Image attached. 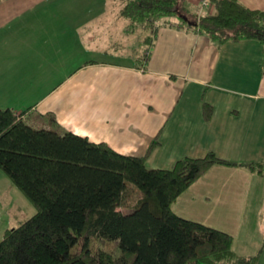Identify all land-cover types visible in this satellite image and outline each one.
Here are the masks:
<instances>
[{
  "label": "crops",
  "instance_id": "obj_1",
  "mask_svg": "<svg viewBox=\"0 0 264 264\" xmlns=\"http://www.w3.org/2000/svg\"><path fill=\"white\" fill-rule=\"evenodd\" d=\"M241 1L264 9V0ZM116 13L113 0L0 1V106L29 108L27 122L36 111L46 127L52 118L125 153H144L158 135L152 167L210 150L264 163L261 43H219L167 24L139 66L125 41L126 20ZM173 209L230 232L237 252H256L264 241V170L215 163Z\"/></svg>",
  "mask_w": 264,
  "mask_h": 264
},
{
  "label": "trees",
  "instance_id": "obj_2",
  "mask_svg": "<svg viewBox=\"0 0 264 264\" xmlns=\"http://www.w3.org/2000/svg\"><path fill=\"white\" fill-rule=\"evenodd\" d=\"M209 1L199 11L191 0H113L127 31L145 33L132 46L135 63L147 64L167 24L219 43L257 39L264 52V9L241 0ZM28 109L0 106V168L37 207L5 229L0 264H258L261 250L237 252L230 232L178 214L173 203L215 163L262 173V160L235 161L210 150L152 167L147 160L158 135L144 153H125L70 129L36 127L23 117ZM212 109L205 102L206 116ZM95 237L116 239L120 252L92 251L88 243ZM79 240L82 248L72 253Z\"/></svg>",
  "mask_w": 264,
  "mask_h": 264
},
{
  "label": "rangeland",
  "instance_id": "obj_3",
  "mask_svg": "<svg viewBox=\"0 0 264 264\" xmlns=\"http://www.w3.org/2000/svg\"><path fill=\"white\" fill-rule=\"evenodd\" d=\"M192 4L194 5L193 1ZM122 20L124 21L126 19L122 18ZM144 34L145 33H140L139 31H132L130 33H127V38L124 39L127 44H131V47L128 48L133 50L132 46L134 47V43L140 41V39L143 38ZM119 36L120 34H117V37ZM39 117L40 114L34 111L31 115H29L28 120L30 119V122L32 118V122L36 127L44 126L45 119L43 120ZM46 122H49L51 124V127L56 128L59 131L68 130L67 127L54 122L52 118H49ZM36 210L37 207L30 200V198L11 180L7 173L0 168V239L3 237L6 228L18 225L22 220L36 212ZM82 246L83 240H79L71 246V252H78L82 248ZM88 246L92 251H96L99 248H106L116 254L121 250L120 245L116 239L99 237L90 238ZM258 250L264 251V241L262 242ZM258 264H264L263 254L262 256H260Z\"/></svg>",
  "mask_w": 264,
  "mask_h": 264
},
{
  "label": "built area",
  "instance_id": "obj_4",
  "mask_svg": "<svg viewBox=\"0 0 264 264\" xmlns=\"http://www.w3.org/2000/svg\"><path fill=\"white\" fill-rule=\"evenodd\" d=\"M209 5H210V1L209 0H200L199 11L204 10Z\"/></svg>",
  "mask_w": 264,
  "mask_h": 264
}]
</instances>
